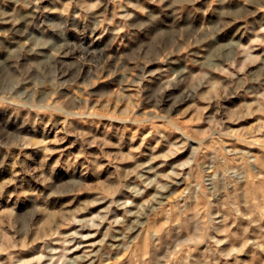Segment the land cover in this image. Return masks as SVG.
I'll return each mask as SVG.
<instances>
[{"label":"rangeland","instance_id":"374dc122","mask_svg":"<svg viewBox=\"0 0 264 264\" xmlns=\"http://www.w3.org/2000/svg\"><path fill=\"white\" fill-rule=\"evenodd\" d=\"M0 264H264V0H0Z\"/></svg>","mask_w":264,"mask_h":264}]
</instances>
